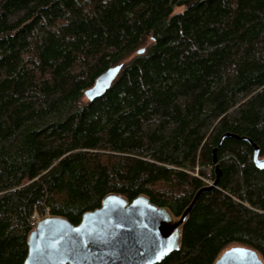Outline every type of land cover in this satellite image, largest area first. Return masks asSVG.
I'll return each mask as SVG.
<instances>
[{"label": "trees", "instance_id": "1", "mask_svg": "<svg viewBox=\"0 0 264 264\" xmlns=\"http://www.w3.org/2000/svg\"><path fill=\"white\" fill-rule=\"evenodd\" d=\"M225 132L264 155V0H0V264L23 263L33 214L77 224L109 193L180 216L214 147L218 182L157 264L264 261V168Z\"/></svg>", "mask_w": 264, "mask_h": 264}, {"label": "water", "instance_id": "2", "mask_svg": "<svg viewBox=\"0 0 264 264\" xmlns=\"http://www.w3.org/2000/svg\"><path fill=\"white\" fill-rule=\"evenodd\" d=\"M122 63L105 69L84 91L88 101L101 97L118 77ZM225 137L242 139L253 148L252 160L264 168V155L247 136L231 132ZM212 151L214 180L196 191L180 216L158 206L143 194L132 200L119 193L103 197L99 207L83 213L79 223L65 217L45 215L27 235V254L22 264H157L181 246L183 224L203 191L216 186L220 168ZM213 264H264L260 255L244 245H232Z\"/></svg>", "mask_w": 264, "mask_h": 264}, {"label": "built area", "instance_id": "3", "mask_svg": "<svg viewBox=\"0 0 264 264\" xmlns=\"http://www.w3.org/2000/svg\"><path fill=\"white\" fill-rule=\"evenodd\" d=\"M209 184H211V182H209ZM38 219H39V216L37 214H33L30 217V224L34 227L35 224L37 223Z\"/></svg>", "mask_w": 264, "mask_h": 264}, {"label": "rangeland", "instance_id": "4", "mask_svg": "<svg viewBox=\"0 0 264 264\" xmlns=\"http://www.w3.org/2000/svg\"><path fill=\"white\" fill-rule=\"evenodd\" d=\"M84 101H87L86 97L84 96ZM209 174V171L207 170V175ZM204 182H205V185H208L209 182H212L211 181V178L210 177H206V178H203Z\"/></svg>", "mask_w": 264, "mask_h": 264}]
</instances>
